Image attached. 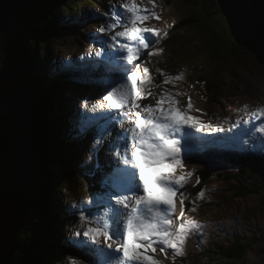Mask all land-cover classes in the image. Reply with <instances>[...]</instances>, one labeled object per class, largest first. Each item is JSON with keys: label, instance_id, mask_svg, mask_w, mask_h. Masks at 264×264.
<instances>
[{"label": "rangeland", "instance_id": "1", "mask_svg": "<svg viewBox=\"0 0 264 264\" xmlns=\"http://www.w3.org/2000/svg\"><path fill=\"white\" fill-rule=\"evenodd\" d=\"M114 1L117 7L123 2V0ZM154 3L155 9L148 0H143V3L140 4L141 7L154 10L161 17L159 20L154 19L146 22V26L155 27L160 31L158 45L162 43L161 48L163 51L166 50L162 54L163 58L166 57L165 59L162 58L163 60L158 63L146 65L154 77V82L161 85L159 88H153V92L161 93L167 89L172 93L177 91L183 93L178 97L182 107H187L189 97L193 102L190 115L210 125L213 129L224 128L223 132L214 134L197 133L194 130L185 129L186 132H191L194 138L193 152L186 160L184 169L185 172H194V175L189 178L186 190H182L186 199H189L187 189L196 188V184L200 182L199 172L202 170H214L221 176L205 188L203 201L196 204L199 208L190 215L189 212L186 213V217L198 222L201 228L189 235L185 244V256L177 258L175 264H202L199 261L202 258V252H205L202 248L205 247L209 251L213 242L227 247L237 240L243 241L248 246L244 259L237 264H264V184L261 182L259 190L254 194L234 198L238 183L232 179L239 167L243 165L259 170L264 169V133L258 130L264 126V116L252 115V113H257L258 109L264 108V66L254 58L251 60L246 56L241 57L237 63L229 59L210 60L207 55H204L205 49L204 45L202 48V42L198 36V27L188 28L186 32H181V38L177 43L171 44L170 41L168 42L170 37L165 40L164 33L172 25L188 19L194 11L184 0H154ZM110 4L111 2L108 1L98 6L89 3L92 7L91 13L87 15V20L83 18V10L77 12L78 18L82 21L80 29L84 27V31L81 36L77 35L76 39L69 37V42H65V40L59 42V51L57 50L59 57L67 62L74 61L80 64H83L84 61L86 63L92 60H104L103 57H98L95 54L100 49V44L94 34L101 21L96 19L93 14L96 17L102 16L113 7ZM120 30L117 29V31ZM105 51L110 52L111 49L105 46ZM81 56L85 58L81 60ZM141 59L144 60V56ZM61 69L62 67L57 71H64ZM157 69L170 76L183 74L184 78L175 85H163V77L159 75ZM199 69L209 71L218 69L219 73L215 82L208 80L203 82V79L197 76ZM77 70L78 73H73L68 83L59 82L63 77L54 75L56 81L50 85L49 89L52 94L57 96L53 102H57V99L62 96L66 98V103L70 107L78 109L77 117L84 119L82 124H86L87 121L92 122L93 131L81 135L83 136L80 137L81 139L74 138L73 144L70 145V151L65 152V157L67 162L71 156L76 159L79 157L78 161L81 163L72 161V167L65 165L63 160L57 163L58 172L47 181L50 185V193L47 194L45 200L51 198L52 202L54 201L56 204L60 203L65 207L72 208L76 217L79 215V210L74 209L72 205L92 199L95 202L86 207L85 215L102 216L105 210L103 197L108 192L105 185L110 176V173L107 171L104 173L103 169L107 168L110 152L118 142V134L114 135L112 130L121 133L127 124L125 123L122 128L114 120L104 119V113H93L84 109L85 103L91 108L92 104L102 100L103 95L109 90L107 81L112 77L102 76L99 78ZM65 76L67 75L65 74ZM157 98L154 95L141 103L154 105ZM70 107H67L68 111ZM54 116L56 118V113ZM72 120L69 118V121ZM237 121H240V125L229 131V128ZM246 121L247 123H245ZM107 128L108 133L104 134ZM237 134L244 136L230 141L227 146L219 142ZM82 138L84 145L79 147L80 142L77 140L81 141ZM212 142L217 144L211 146ZM89 146L97 149V151L95 150L97 160L92 168L84 170L81 169L83 168L82 162L85 160L84 152L93 151ZM75 150L77 152L74 155ZM221 150H224L226 154H222ZM102 159L104 165L100 164ZM89 162L91 161L89 160ZM178 174L183 173L178 172ZM58 175L59 178L56 181ZM54 180L57 184L52 185ZM62 180H65V183H61ZM243 182L252 184L253 180L247 178ZM179 211L180 205L177 201V215ZM76 221L78 220L72 221L69 226L71 233ZM71 239L68 238L69 246L73 245ZM76 248L78 247L76 246ZM154 258L162 261L163 264H173L170 258L165 259L164 255L160 253H157Z\"/></svg>", "mask_w": 264, "mask_h": 264}, {"label": "snow or ice", "instance_id": "2", "mask_svg": "<svg viewBox=\"0 0 264 264\" xmlns=\"http://www.w3.org/2000/svg\"><path fill=\"white\" fill-rule=\"evenodd\" d=\"M148 2L155 9L154 0ZM141 3L143 0H123L102 16L93 14L102 21L94 34L100 44L95 54L104 58L112 78L107 81L109 90L102 100L91 108L87 103L83 107L104 113V119L114 120L122 128L127 124L110 152L116 167L106 181L103 215H85L86 207L95 202L92 199L72 205L80 215L71 243L98 255L95 264H163L154 258L157 253L175 264L177 258L185 256L189 235L201 228L185 213L186 196L182 190H186L194 175L184 171L194 148V138L185 129L208 134L224 131L223 127L213 129L190 115L193 102L189 97L187 107H182L178 97L183 93L167 89L153 92L161 85L154 82L147 60L141 58L159 56L163 51L155 47L160 43V31L146 26V22L161 17L154 10L141 7ZM105 46L111 51L106 52ZM157 72L163 77V85H175L184 78L183 74L170 76L160 69ZM154 95L158 97L154 105L141 103ZM252 115L264 116V108ZM239 125L237 121L229 131ZM258 130L264 133V127ZM204 195L200 192L198 198ZM72 264L80 261L73 260Z\"/></svg>", "mask_w": 264, "mask_h": 264}, {"label": "trees", "instance_id": "3", "mask_svg": "<svg viewBox=\"0 0 264 264\" xmlns=\"http://www.w3.org/2000/svg\"><path fill=\"white\" fill-rule=\"evenodd\" d=\"M105 1L111 2V6L115 2L114 0H20L19 7L10 18L11 34L9 36L0 35V69L2 68L1 61L6 46L11 42H17L26 54L25 57L29 64L30 85L39 98L49 122L53 139V149L51 150L53 157L52 164L47 171L48 179L56 175L58 172L57 163L61 160L69 167H72V161L78 162L74 156H71L67 162L65 152L70 151V145L74 140L72 137L78 138L79 136L80 138L79 129L77 130L66 117V115L71 117L69 112L65 113L66 98L62 96L57 99V102H53L57 96L52 94L49 89L50 85L56 81L54 75L63 77L59 82L68 83L69 79V76H65L69 72L66 71L63 62L56 60L59 42L61 40L69 42V37L76 39V36L82 33L84 28L80 29L79 27L82 21L78 18L77 12L83 10V17H87L92 7L89 3L98 6L103 5ZM184 1L194 13L188 19L169 27L165 32L167 33L165 40L170 37L168 42L175 44L181 38V32H186L188 28L198 27V36L202 42V48L204 45L205 49L204 55H207L210 60L229 59L237 63L243 56L254 60V57L247 50L235 43L227 22L221 14L217 0ZM161 45H158L157 48L162 49ZM163 52L166 50L162 51L159 56L148 57L147 63L165 59L166 57L163 58L162 56ZM61 67L64 71H57ZM87 70L92 71L94 75L102 74L101 69L96 68L93 63L87 64ZM200 70L204 69H199L197 76L202 78L203 82L206 80L215 82L217 79L218 69H214V71L205 69L202 72ZM54 105L57 109L54 108ZM60 110H63L61 111L63 113H60ZM76 152L77 150L74 151V155ZM87 163L84 168L91 166L88 160ZM199 176L200 182L196 184V188L187 191L190 197L185 201V204L188 207L189 215L193 213L190 211L192 207L199 208L195 202L198 204L203 201V198H198V194L219 179L221 174L214 170L206 171L205 169L199 172ZM232 177L238 183L234 198H242L256 193L260 188L259 184L261 182L264 184V169L259 170L244 165ZM58 178L59 175L56 181ZM247 178L252 179L253 183L246 184L243 182ZM65 180H62L61 183H65ZM56 181L54 180V183L51 184H57ZM43 190L44 183L40 191L29 201V215L18 233L21 248L14 253L9 264H72V261L76 259L73 250L80 255H88L89 260L94 258L96 262L97 258L91 254L89 249H75L67 245V239L71 236L67 226H70L73 217L67 213L65 208L63 209L61 204L52 202L51 198L45 200L47 194L50 193L48 183L46 195ZM45 208L46 210H44ZM202 250L203 255L199 259L202 264H237L244 259L248 246L241 240L234 241L227 247L213 242L209 251L205 247ZM81 260L86 263L83 258Z\"/></svg>", "mask_w": 264, "mask_h": 264}, {"label": "water", "instance_id": "4", "mask_svg": "<svg viewBox=\"0 0 264 264\" xmlns=\"http://www.w3.org/2000/svg\"><path fill=\"white\" fill-rule=\"evenodd\" d=\"M235 43L264 66V0H217ZM20 0H0V35L11 34L10 18ZM0 71V264L21 248L18 233L29 201L52 164L53 139L39 98L30 85L29 65L17 42L4 50ZM46 210V208L44 209Z\"/></svg>", "mask_w": 264, "mask_h": 264}, {"label": "bare ground", "instance_id": "5", "mask_svg": "<svg viewBox=\"0 0 264 264\" xmlns=\"http://www.w3.org/2000/svg\"><path fill=\"white\" fill-rule=\"evenodd\" d=\"M243 49V48H242ZM248 52V51H247ZM249 53V52H248ZM25 59H26V57H25ZM26 62H27V60H26ZM28 63V62H27ZM29 65V64H28ZM90 66V65H89ZM28 76H30V74H28ZM111 124H112V122H111ZM102 172V171H101Z\"/></svg>", "mask_w": 264, "mask_h": 264}]
</instances>
